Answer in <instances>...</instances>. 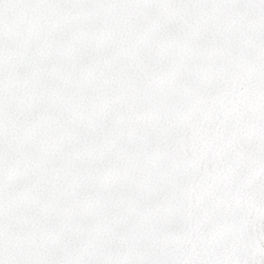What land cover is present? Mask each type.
<instances>
[{
	"label": "snow or ice",
	"instance_id": "obj_1",
	"mask_svg": "<svg viewBox=\"0 0 264 264\" xmlns=\"http://www.w3.org/2000/svg\"><path fill=\"white\" fill-rule=\"evenodd\" d=\"M0 264H264V0H0Z\"/></svg>",
	"mask_w": 264,
	"mask_h": 264
}]
</instances>
